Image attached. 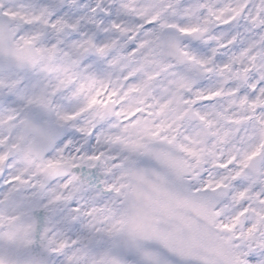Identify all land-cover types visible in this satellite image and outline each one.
<instances>
[{
  "label": "clouds",
  "instance_id": "9594fccd",
  "mask_svg": "<svg viewBox=\"0 0 264 264\" xmlns=\"http://www.w3.org/2000/svg\"><path fill=\"white\" fill-rule=\"evenodd\" d=\"M159 151L192 264H264V0H0V264L101 260Z\"/></svg>",
  "mask_w": 264,
  "mask_h": 264
},
{
  "label": "snow or ice",
  "instance_id": "6c2138e0",
  "mask_svg": "<svg viewBox=\"0 0 264 264\" xmlns=\"http://www.w3.org/2000/svg\"><path fill=\"white\" fill-rule=\"evenodd\" d=\"M151 135L158 137L159 132ZM131 148L147 151V145L139 142ZM153 156L158 166L131 170L132 183L115 189L119 193L127 188V207L112 226L114 238L104 256L95 264H192L201 259L199 218H206V209L187 199L170 178L167 170L179 169V164L165 151Z\"/></svg>",
  "mask_w": 264,
  "mask_h": 264
}]
</instances>
